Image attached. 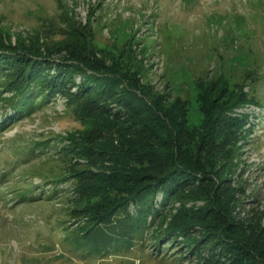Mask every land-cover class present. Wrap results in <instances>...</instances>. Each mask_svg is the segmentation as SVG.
I'll return each instance as SVG.
<instances>
[{
  "label": "rangeland",
  "instance_id": "rangeland-1",
  "mask_svg": "<svg viewBox=\"0 0 264 264\" xmlns=\"http://www.w3.org/2000/svg\"><path fill=\"white\" fill-rule=\"evenodd\" d=\"M70 23L80 34L68 35ZM70 40L90 44L95 68L127 74L161 109L184 103L183 116L175 117L183 125L180 139L206 133L211 145L208 160L215 166L205 184L212 182L219 200L232 205L234 222L264 224V0H0V41L18 45L23 62L33 51L47 52L49 60L35 58L37 65L57 74L79 54L78 46L65 45ZM109 81V88H122L123 82ZM13 106L0 99V264H202L222 251L217 233L201 223L169 233L185 222L183 208L205 205L198 198L202 181L191 177L177 191L144 193L155 205L145 221L135 202L109 203L113 190L84 196L83 179L73 189L70 174L98 170L90 165L98 156L81 153L96 148L93 129L66 96L54 93L20 118ZM109 108L117 111L111 120L118 128L129 124L127 112ZM204 125L212 129L203 132ZM60 135L67 136L60 144L37 147ZM64 143L69 148L61 155ZM108 207L117 212L112 223L133 216L120 232L113 227L115 241L97 247L84 233Z\"/></svg>",
  "mask_w": 264,
  "mask_h": 264
},
{
  "label": "trees",
  "instance_id": "trees-1",
  "mask_svg": "<svg viewBox=\"0 0 264 264\" xmlns=\"http://www.w3.org/2000/svg\"><path fill=\"white\" fill-rule=\"evenodd\" d=\"M69 27L68 35L74 32L80 34L72 23ZM65 45L75 50L77 46L79 47L77 50L79 54H76L75 58H67V60H75V63L64 69L61 68V71L55 73L56 75H51L44 72L47 68L40 69L35 59L47 61L49 53L33 51L29 54L32 50L22 48L29 55H34L30 62L28 61V65L27 62H23L25 60H22L21 56L18 57V51L15 50L18 45L15 47V44L7 45L6 42L0 41V87H5L7 92L11 91L13 94H0V99L12 102L15 115L20 118L21 115L30 114L35 107L51 98L54 93H61L67 97V103L76 117L90 124L93 131L89 135L94 138L88 135L87 138L95 141L96 148L85 146L84 152L81 153L84 155L90 151L93 155H97V159L90 162V165L97 166L98 170L89 168L90 173H84L83 170L71 173L75 181L73 189L77 188L83 179L87 180L83 185L84 196L113 190L116 193L109 203L114 202L115 205L123 199H127V202L131 200L139 206L137 213L145 220L146 215L155 210V205L141 197L144 193L155 195L162 188L166 193L172 189H175L172 191L174 192L180 189L185 180L196 177L204 183L198 198H202L205 205L199 206L200 209L199 207L183 208L182 213L186 215L185 222L170 228L169 233L171 230L183 231L193 227L195 223H201L208 233H217V238L222 240L220 244L223 246L222 251L216 254L219 258L214 255L204 259L202 264H264V224L258 220H250L247 224L234 222L232 205L227 201L219 200V188L212 182L208 181L205 184V179L212 180L207 175L215 166L213 158L208 160L211 145H208L206 138L203 137L206 133L198 136L191 134V138L185 141L180 139L183 125L176 122L175 117L183 116V111H180L184 103L175 101L174 109L163 110L161 102L155 100L147 91L140 90L136 82L131 81L127 74L106 71L104 67L107 66L101 64L98 65L103 66V70L95 68V64L99 61L94 60L95 55L91 56L90 44L81 45L70 40ZM13 51H17L18 58L12 53ZM86 69L95 73L90 74ZM74 73L83 77L82 83L77 84L74 81ZM109 80L123 82L122 88H109ZM76 84L78 89L72 91V87ZM112 103L116 105H111ZM110 106L128 113L131 118L126 127L118 128L111 120V116L117 118L118 115H115L117 111H111ZM204 113L207 114L206 110ZM207 116L209 120L215 118L212 115ZM96 120L97 124L93 123ZM237 123L241 122L238 120ZM206 127L207 130L212 129L204 125L203 132H206ZM58 137V140L52 141V144L47 140L48 138L38 141L37 147L42 150L48 146L54 147L67 138L65 135ZM66 148L69 146L64 143L61 146V155ZM90 181L94 182V186L87 185ZM166 184L168 186L165 187ZM146 201L149 203L146 204ZM109 207L111 208L110 205ZM109 207L103 208L104 210L93 217L95 222L84 233V236L89 241L95 242L97 247L115 241L113 227H118L116 231L120 232L126 217L128 221L133 216L128 213L122 220L121 217L118 218L116 224L112 223L117 212L115 210L111 212ZM132 222L134 223L135 220L133 219ZM223 257L225 260L221 259Z\"/></svg>",
  "mask_w": 264,
  "mask_h": 264
},
{
  "label": "clouds",
  "instance_id": "clouds-1",
  "mask_svg": "<svg viewBox=\"0 0 264 264\" xmlns=\"http://www.w3.org/2000/svg\"><path fill=\"white\" fill-rule=\"evenodd\" d=\"M52 182H54V180H53ZM42 187L44 188V186H42ZM54 188H55V186H54ZM38 196H39V193H38L37 195H35L33 198H34V199H37V198H39ZM23 200H24V199H23ZM21 201H22V200H21Z\"/></svg>",
  "mask_w": 264,
  "mask_h": 264
}]
</instances>
